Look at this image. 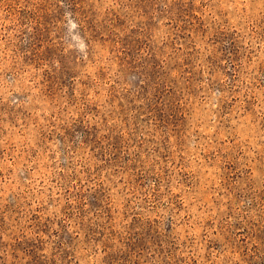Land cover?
I'll list each match as a JSON object with an SVG mask.
<instances>
[{"label":"rangeland","instance_id":"1","mask_svg":"<svg viewBox=\"0 0 264 264\" xmlns=\"http://www.w3.org/2000/svg\"><path fill=\"white\" fill-rule=\"evenodd\" d=\"M0 264H264V0H0Z\"/></svg>","mask_w":264,"mask_h":264},{"label":"clouds","instance_id":"2","mask_svg":"<svg viewBox=\"0 0 264 264\" xmlns=\"http://www.w3.org/2000/svg\"><path fill=\"white\" fill-rule=\"evenodd\" d=\"M81 47H83V45H81Z\"/></svg>","mask_w":264,"mask_h":264}]
</instances>
